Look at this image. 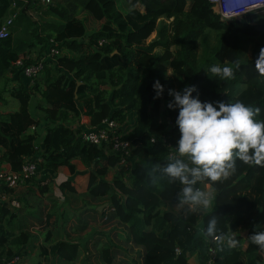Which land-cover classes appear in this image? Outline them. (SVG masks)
Here are the masks:
<instances>
[{
	"label": "trees",
	"instance_id": "1",
	"mask_svg": "<svg viewBox=\"0 0 264 264\" xmlns=\"http://www.w3.org/2000/svg\"><path fill=\"white\" fill-rule=\"evenodd\" d=\"M118 1L0 0V26L10 17L7 33L0 37V105L5 96L17 103L16 109L0 108V162L14 171L23 157H35L37 171L87 167L84 193L103 199L104 222L124 225V241L140 250L130 264H187L193 254L204 264L208 246L214 248L215 264H264V250L249 239L264 230V167L237 159L236 171L227 180L198 183L201 189L205 183L214 188L215 199L208 209L192 213L175 207L183 185L166 179L152 184L147 166L165 164L171 157L188 162L176 148L178 109L167 107L173 99L169 89L194 85L197 92L192 95L198 94L201 102L240 101L258 107L255 119L264 120V77L254 67L264 47V10L223 19L208 0H120L125 8ZM80 13L99 25L87 28ZM151 32L152 38L144 42ZM51 45L58 53L42 62L37 74L27 78L29 83L8 76H23L22 66ZM31 51L36 55L30 56ZM19 55L20 64L15 63ZM235 61L240 66L234 79L222 80L209 71L212 65L234 66ZM157 80L164 92L154 99ZM33 95L42 122L30 111ZM81 116L87 117L85 123ZM104 119L113 120L115 131L127 140L125 151L112 148L108 140L92 143L82 138L83 130L100 126ZM108 170L112 175L105 179ZM69 182L62 180L58 186L71 193ZM28 183L41 194L50 190L48 182L34 176L20 184ZM11 190L0 185V192L9 194L7 200ZM22 197L15 198L18 204L24 203ZM49 201L47 209V203L45 208L22 207L20 217V207L0 202V255L17 253L24 259L23 245L30 246L39 235L49 241L58 222L65 224L56 200ZM84 211L72 212L76 224L83 221ZM25 216L31 220L25 222ZM212 216L220 231L235 234L236 247L221 250L215 239L203 235ZM123 250L122 244L106 238L100 255L111 264L115 252ZM78 251L77 242L59 239L55 255L70 263ZM38 255L48 259L44 246Z\"/></svg>",
	"mask_w": 264,
	"mask_h": 264
},
{
	"label": "clouds",
	"instance_id": "2",
	"mask_svg": "<svg viewBox=\"0 0 264 264\" xmlns=\"http://www.w3.org/2000/svg\"><path fill=\"white\" fill-rule=\"evenodd\" d=\"M233 64H215L209 71L222 80H231L240 66L239 61ZM254 67L264 77V47L260 48ZM153 88L154 99L160 98L164 92L163 85L157 80ZM193 92H197L194 85H186L180 91L168 90L173 99L167 107L178 109L175 123L180 138L176 148L180 156L188 157V162L171 157L165 164L156 162L147 166L152 184H157L161 179H166L169 184L179 181L183 187L177 194L178 207H187V211L195 213L211 207L215 199L214 188L206 191L196 187L198 183L227 180L236 171L237 159L249 166L264 167V120L255 119L260 114L258 107L240 101L201 102L198 94L194 97ZM217 225V217L212 216L206 229L201 230L203 235L215 237L221 250L225 246L236 247L238 241L231 229L222 232ZM249 239L264 250V230L255 231Z\"/></svg>",
	"mask_w": 264,
	"mask_h": 264
},
{
	"label": "crops",
	"instance_id": "3",
	"mask_svg": "<svg viewBox=\"0 0 264 264\" xmlns=\"http://www.w3.org/2000/svg\"><path fill=\"white\" fill-rule=\"evenodd\" d=\"M119 6H122V8H125L122 2L119 4ZM30 13V12H28ZM32 17L34 18V13L32 12ZM36 52L31 51L30 56H35ZM23 55H19L21 57ZM47 58V57H46ZM17 60V59H16ZM15 60V63H16ZM47 60V59H46ZM10 78H17L22 82V84L26 85L27 78L19 75L16 76L15 73L13 75H8ZM5 104L1 106V110L5 111L8 109H16L15 102L10 99L8 96H5L4 98ZM6 105V106H5ZM10 106V107H7ZM85 118L86 116H82ZM81 120V117H80ZM86 119L81 120V122H86ZM87 173L88 169L87 167L77 164L74 168L73 172H70L66 166H60L59 168L55 170L51 169H38L36 172V176H34V179L42 180L44 179L45 182H48V185L50 186V190L44 193H40L35 185L33 183L28 184H20L10 192V196L16 198L17 196H23L22 199L24 203H21L19 201V217L21 216L22 207L26 208L27 210H32L35 208V206L38 204L39 207L45 208V204L47 203V207L50 206L49 199L56 200V204L63 212L64 218L66 219L65 224L62 225L60 222H58V228L56 232L51 236V239L49 241H44L42 236H37L36 240L33 241V243L30 246H22V249L25 250L23 254V262L24 264H65L64 261H60L56 258L55 255V249L56 245L59 239H69L74 242L78 243V254L77 257L81 255H89L92 254L93 251L98 250L100 252V247L102 245V242L107 238L114 242L119 238V233L123 234L125 232V227L122 224H117L114 221H108L104 222L105 216L100 213V208L105 203H98L95 201H89L86 203L84 208H82L84 211V215L81 214L83 221L79 222V224H76L75 216L72 212H76L77 205H72L67 203V198L75 199V193L78 191V187L80 183L83 181L85 177L84 184H81V187L83 190H85L86 187V179H87ZM112 175V170H108L105 175L102 177L105 179H110ZM68 180L69 183L73 186V192L69 193V191H66L65 189L61 190L58 186L59 182L62 180ZM209 188L208 184H203L202 189L206 190ZM210 190V188H209ZM51 193V195H48V193ZM68 198V199H69ZM2 200L0 199V202ZM7 203V201H5ZM24 204V205H23ZM96 209V211L93 208ZM94 210V211H93ZM25 212V211H24ZM25 222L28 220H31V217L25 216ZM21 222H24V219L21 218ZM15 225H17L16 222H14ZM120 227L121 230H117L113 225ZM14 225V229H15ZM108 225V226H107ZM44 246L47 250L48 259L44 260L42 259L43 255H38L39 252V246ZM40 260V261H39ZM89 262V261H85ZM84 262V263H85ZM187 264H198V260L195 254L191 255L188 260Z\"/></svg>",
	"mask_w": 264,
	"mask_h": 264
},
{
	"label": "built area",
	"instance_id": "4",
	"mask_svg": "<svg viewBox=\"0 0 264 264\" xmlns=\"http://www.w3.org/2000/svg\"><path fill=\"white\" fill-rule=\"evenodd\" d=\"M211 3L212 10L219 15V17L226 19L227 16H237L247 11H262L264 10V0H208ZM229 19V18H227ZM10 22V17H7L3 24L0 26V37L6 35V26ZM58 53L57 48L54 45L47 47L45 51L39 54L33 62L22 66V74L24 77L31 80L33 76L37 74L41 68L42 62L47 59V56H54ZM47 57V58H46ZM21 58L18 57L16 63H21ZM116 124L111 119H104L100 126L92 129H86L81 132V136L84 140L92 143H98L101 140H108L111 142V147L116 150L127 149L128 142L122 139L118 132L115 131ZM31 129L34 126H30ZM153 138H151L152 140ZM36 158L35 157H23L22 162L17 171L10 169L8 163L0 162V185H4L7 188L14 189L20 185L21 181L27 177H33L36 175ZM45 182L44 179L41 183ZM7 195L0 192L1 202L7 201L11 206H18V202L14 197L7 200ZM37 227V226H34ZM215 239V237H212ZM0 264H24L22 257L13 253L8 256L0 255ZM204 264H215L214 260V248L208 246V256Z\"/></svg>",
	"mask_w": 264,
	"mask_h": 264
},
{
	"label": "rangeland",
	"instance_id": "5",
	"mask_svg": "<svg viewBox=\"0 0 264 264\" xmlns=\"http://www.w3.org/2000/svg\"><path fill=\"white\" fill-rule=\"evenodd\" d=\"M45 0H41V2H44ZM122 1H118L117 2V5H119ZM79 17H81L83 20H84V23L86 25L87 28H93V27H97L99 25V22L93 20L91 17H89L87 14L85 13H80L79 14ZM154 35V32H151L149 34L148 37H146V39L144 40V42H147L150 38H152V36ZM249 48H247L246 50V54L249 55ZM48 57V56H47ZM54 57V56H53ZM48 61L51 60L50 58L47 59ZM54 62L53 61H50ZM168 72V71H167ZM37 97H35L34 95L32 96L31 98V102H30V111L33 113V115L40 121L42 122L43 121V114L40 110H38L36 108V101H37ZM13 101L15 102V106L17 107V103L16 101L13 99ZM10 107V106H9ZM0 108H1V105H0ZM83 119H86L83 118L81 116V120ZM80 120V121H81ZM40 137V136H39ZM85 182V177L83 179V181L80 183L79 187H78V191L75 193V199H72V198H67V203L71 204L72 205H77V210H80L82 208H84V206L86 205L87 202H89L90 200L91 201H95V202H98V203H103V199H91L89 198L83 190V188L81 187V184H84ZM207 191H210L209 188L207 189ZM9 196V194L7 195V197ZM52 205V202H50V206ZM19 206V204H18ZM16 206V207H18ZM105 207L104 204L101 206V208L99 210H102V208ZM176 207V210H184L185 208H180L178 206H175ZM113 225V224H112ZM108 226V225H107ZM117 230H121L120 227H117L115 225H113ZM123 234H120L119 233V238L116 240V242H119L120 244H122V246H124V250L121 252V251H116L115 252V259H114V262H112L113 264H130V258H137L139 253H140V250L138 248H136V246H134L133 244H129L127 242L124 241L123 239ZM85 261H89V262H85ZM85 262V263H84ZM111 263V264H112ZM65 264H107L105 262H103L102 258H101V255H100V252L98 250H94L92 254H89V255H81L80 257H76V260L73 261V262H70V263H65Z\"/></svg>",
	"mask_w": 264,
	"mask_h": 264
}]
</instances>
